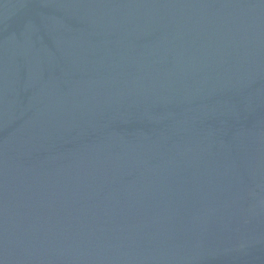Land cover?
<instances>
[{
	"label": "water",
	"instance_id": "water-1",
	"mask_svg": "<svg viewBox=\"0 0 264 264\" xmlns=\"http://www.w3.org/2000/svg\"><path fill=\"white\" fill-rule=\"evenodd\" d=\"M0 264H264V0H0Z\"/></svg>",
	"mask_w": 264,
	"mask_h": 264
}]
</instances>
